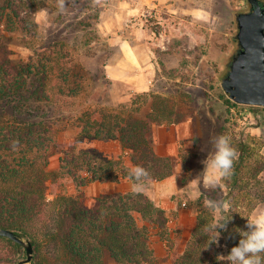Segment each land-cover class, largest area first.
I'll use <instances>...</instances> for the list:
<instances>
[{
    "label": "trees",
    "instance_id": "1",
    "mask_svg": "<svg viewBox=\"0 0 264 264\" xmlns=\"http://www.w3.org/2000/svg\"><path fill=\"white\" fill-rule=\"evenodd\" d=\"M54 1L0 0V30L32 31V10ZM235 38L236 47L223 65L224 76L240 50ZM66 57L64 53L54 57L46 52L15 63L0 42V106L3 102L13 104L11 113L0 111V227L12 229L33 243L34 259L30 264H105L108 256L118 264L155 263L151 225L159 227L161 235L168 238L169 219L165 208L145 192L132 191L102 196L98 205L92 207L80 191L92 181L129 177L130 167L124 164L123 155L110 158L96 148L87 147L67 150L60 170L72 177L79 191L59 193L49 199L52 175L49 156L55 137L46 113L33 115L31 109L25 110L24 102L27 92L37 102L50 98L49 76L58 65H61L60 75L69 79L71 68L61 62ZM72 91L77 94L78 90ZM146 96L149 106L143 113L125 104L120 111H102L100 117L85 114L81 118L80 135L86 140L118 139L130 151L134 166L146 168L149 178L161 180L173 174L174 161L156 151L153 127L180 122L184 114L170 97L156 91ZM226 103L231 108H264L241 104L230 97ZM222 130L226 132L225 128ZM14 141L18 142L15 147ZM231 143L238 154L232 175L223 184L208 188L198 196L196 224L189 242L170 264H228L217 261L216 257L227 256L238 245L237 231L247 230L246 218L264 204V159H252L250 145L237 135L231 137ZM209 200L229 202L232 219L225 230L218 229L221 232L218 243L207 247L209 237L205 228L214 221V213L207 206ZM139 217L144 223H140ZM26 256V248L21 243L0 235V264H18Z\"/></svg>",
    "mask_w": 264,
    "mask_h": 264
},
{
    "label": "rangeland",
    "instance_id": "2",
    "mask_svg": "<svg viewBox=\"0 0 264 264\" xmlns=\"http://www.w3.org/2000/svg\"><path fill=\"white\" fill-rule=\"evenodd\" d=\"M65 6L61 10L56 0L33 9L30 16L34 27L27 33L0 30L2 47L15 63L36 54L47 52L57 57L64 53L67 57L61 62L71 68L68 80L60 75L61 65L50 73V98L37 102L27 92L24 102L25 110L31 109L33 115L46 113L55 137L49 156V199L79 191L60 165L67 150L86 147L88 140L80 135L85 114L100 117L102 111H120L125 104L136 112L148 109L149 92H137L130 84L106 75L105 66L124 55L118 44L122 39L142 44L140 50L146 51V60L155 62L157 70L150 92L172 98L184 114L182 121L188 120L196 131L192 146L182 142L178 158L172 157L174 169L181 162L185 180L203 171L202 161L214 151L212 138L227 131L230 138L237 135L250 145L252 159H264V108H231L221 83L223 65L236 47V15L249 9L248 0H66ZM12 107V103L3 102L0 111L9 114ZM159 129L156 126V135ZM196 199L190 204L197 215ZM97 205L98 201L93 202L92 207ZM139 221L144 223L141 218ZM168 229L177 239L168 241L169 253L152 264H170L172 251L179 247L183 233L173 214ZM156 232L151 225L152 247ZM105 264L118 263L108 256Z\"/></svg>",
    "mask_w": 264,
    "mask_h": 264
},
{
    "label": "crops",
    "instance_id": "3",
    "mask_svg": "<svg viewBox=\"0 0 264 264\" xmlns=\"http://www.w3.org/2000/svg\"><path fill=\"white\" fill-rule=\"evenodd\" d=\"M118 44H120V50L124 55L116 62L108 63L105 66L107 77L114 81L130 84L137 92H150L157 73L155 62L146 60V51L140 50L138 42L134 44L128 39H122ZM147 55L150 56L149 53ZM156 126L160 127L157 135L155 131ZM196 137V131L188 120L172 124L154 125L153 127L156 151L162 155L174 158H178L182 142L190 147L192 146L193 139ZM86 147L96 148L110 158H120L123 155L124 164L130 168L134 166L129 157L130 151L124 149L118 139H92L88 140ZM196 177L197 174L190 179L184 180L182 170L180 173V167L176 166L171 176L161 180L148 178L145 182L148 188L144 192L157 205L166 209L169 221L171 214H173L182 229L183 235L178 241L179 247L172 251V255L170 256L172 259L185 250L196 224V211L191 206L190 201L196 199L207 187H210L206 186L203 182L193 187L194 182L192 180ZM132 183L133 180L129 177H120L118 180H96L83 186L82 192L85 193V200L86 196L89 199L86 200V203L88 202L89 206H92L93 202H97L102 196L132 191ZM175 183L177 188L181 190L178 194H170L169 189ZM185 187H187V191L182 189ZM155 228L157 236L153 239L154 242L152 243L154 244L156 257L159 258L169 253L166 249L168 241L177 239V236L175 237L173 234L171 236L168 229V238H165L161 235L160 228Z\"/></svg>",
    "mask_w": 264,
    "mask_h": 264
},
{
    "label": "clouds",
    "instance_id": "4",
    "mask_svg": "<svg viewBox=\"0 0 264 264\" xmlns=\"http://www.w3.org/2000/svg\"><path fill=\"white\" fill-rule=\"evenodd\" d=\"M58 3L61 10L66 7V0H58ZM17 143V141H14L13 146L15 147ZM211 144L214 151L208 154L206 160L202 161L204 169L192 180L194 186L203 182L206 186L214 187L218 182L232 175L234 160L238 154L231 143L230 136L220 134L212 138ZM185 155H187L186 152ZM149 175L148 170L139 165L132 166L129 169V177L133 180L131 184L133 193H143L147 190L148 185L145 182ZM182 189L188 190L187 187ZM180 190L175 183L169 189V193L178 194ZM207 206L214 213V221L205 228V233L209 237L208 247L212 243H218L221 236L218 229L225 230L232 216L229 218L230 203L227 201L209 200ZM246 220L247 230L239 229L237 231L240 236L238 245L232 247L227 256L218 255L216 257L217 261H227L228 264H264V206L258 207Z\"/></svg>",
    "mask_w": 264,
    "mask_h": 264
},
{
    "label": "water",
    "instance_id": "5",
    "mask_svg": "<svg viewBox=\"0 0 264 264\" xmlns=\"http://www.w3.org/2000/svg\"><path fill=\"white\" fill-rule=\"evenodd\" d=\"M253 8L236 15V37L240 50L234 55L230 70L222 78V86L231 99L241 104L264 106V4L248 0ZM0 235L21 243L27 256L18 264H30L34 246L29 239L20 237L12 229L0 227Z\"/></svg>",
    "mask_w": 264,
    "mask_h": 264
},
{
    "label": "flooded vegetation",
    "instance_id": "6",
    "mask_svg": "<svg viewBox=\"0 0 264 264\" xmlns=\"http://www.w3.org/2000/svg\"><path fill=\"white\" fill-rule=\"evenodd\" d=\"M260 2H262V4H264L263 0H260ZM248 3H249V9L248 10H251L253 8V5L250 1H248Z\"/></svg>",
    "mask_w": 264,
    "mask_h": 264
}]
</instances>
